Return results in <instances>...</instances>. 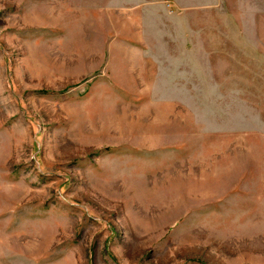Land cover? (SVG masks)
Here are the masks:
<instances>
[{"label": "rangeland", "instance_id": "374dc122", "mask_svg": "<svg viewBox=\"0 0 264 264\" xmlns=\"http://www.w3.org/2000/svg\"><path fill=\"white\" fill-rule=\"evenodd\" d=\"M0 264H264V0H0Z\"/></svg>", "mask_w": 264, "mask_h": 264}]
</instances>
